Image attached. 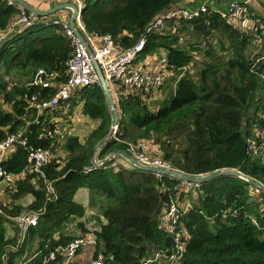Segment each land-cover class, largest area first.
<instances>
[{
  "label": "trees",
  "instance_id": "1",
  "mask_svg": "<svg viewBox=\"0 0 264 264\" xmlns=\"http://www.w3.org/2000/svg\"><path fill=\"white\" fill-rule=\"evenodd\" d=\"M181 1L84 0L81 22L86 34L110 35L121 48L143 35L140 58L159 54L176 76L170 79L174 84L166 98L149 101L151 106L137 94L118 95L117 128L105 141L111 114L101 88L94 84L78 90L73 101L82 102L83 114L99 124L84 142L69 136L64 157L52 158L43 177L29 168L27 147L50 149L56 144L55 133L39 138L45 128L54 132L50 120L56 114L46 109L47 114L38 115L30 98L37 95L46 101L55 93L40 87L38 78L54 75L58 84L65 79L66 62L74 52L72 37L60 25L39 21L8 33L0 44V142L21 129L26 141L0 163L13 175L26 169L23 178L5 188L10 201L0 200V264H16L21 256L16 236L6 237V225L11 227L10 218L25 209L38 214L37 225L22 235L28 236L26 243L34 237L40 240L30 264H41L47 252L69 243L75 234L83 235L88 229L84 222L68 229L72 221L85 219V207L74 200L80 188L88 190V209H96L105 220L95 232L96 245L86 249L93 260L101 256L104 264H144L149 258L145 264H169L180 242L178 264H264V193L247 181L220 175L199 183L192 198V189H181L180 180L140 170L119 155L93 166L100 142L104 146L98 156L103 158L117 149L127 151L129 142L144 140L158 147L156 157L171 168L195 175L237 169L264 185V152L253 159L246 153L247 139L264 127V12L252 17L249 8L259 26L256 31H242L213 5L198 16L167 19L161 28L146 33L149 23L180 7ZM19 12L0 0L1 32ZM214 45L225 53L216 54ZM185 66L188 69L177 77ZM14 75L21 81L9 84ZM23 116L36 122L26 125ZM46 180L52 196L45 192ZM27 196L32 201L23 206L19 201ZM184 200L187 207L180 206ZM171 201L180 209L173 231L160 221ZM182 230L187 237L177 238ZM157 253L161 258H155Z\"/></svg>",
  "mask_w": 264,
  "mask_h": 264
},
{
  "label": "built area",
  "instance_id": "2",
  "mask_svg": "<svg viewBox=\"0 0 264 264\" xmlns=\"http://www.w3.org/2000/svg\"><path fill=\"white\" fill-rule=\"evenodd\" d=\"M8 5L17 4L13 0H4ZM47 2L51 0H41V2ZM259 0H242L237 2H231L228 10L221 12L222 17L228 19L234 24L247 27L256 31L259 26H256V21L252 19L249 14V8H252V4H256ZM62 2H71L76 5L77 9H82L84 0H62ZM59 2V3H62ZM216 0H203L201 5L190 10L185 7H176L170 9L163 15L157 16L146 27V33H150L161 28L164 25L165 20L180 18V17H193L198 16L199 13L207 11L214 5ZM50 4V3H49ZM18 7V6H17ZM69 11V9H66ZM19 15L11 22L8 29L5 32L0 31V44L6 38L8 33L18 32L20 29H24L32 26L33 24L44 20L43 17H37L19 8ZM68 20H64L61 16H55L51 23L62 26L66 33L72 37L74 45V52L66 62L65 79L59 84L55 81L54 75L50 78L43 79L38 78L36 82L42 88L55 89L53 96L46 101L39 100L37 95H32L30 100V106L37 110L38 115L46 114L43 112L46 109L52 110V114H56V118L63 117L70 108L71 101L75 98V94L83 87L97 84L99 86V80L94 70L92 60H94L101 69L106 83L113 94V97L118 98L116 94V87L121 88L120 94L126 96L127 94H137L143 100L160 101L162 100L163 86L166 84L168 78L176 76L172 70L165 67L166 60L163 56L156 60L153 68H146V62L140 58V54L144 48L145 38L141 35L138 40L130 47L121 48L118 47L113 38L110 35H103L96 37L90 34H86L81 21H77V27L84 32V38L92 50V58H90L82 45L75 40L74 36L70 33L68 26ZM240 23V24H239ZM261 30L264 32V26L260 25ZM83 35V34H82ZM188 69L187 66L179 69L180 73L177 77H180ZM169 78V79H170ZM53 118V117H52ZM25 121L26 125L31 122H36V119L30 120L25 116L21 118ZM117 126L112 127V136H114ZM24 129L15 134H8L4 140L0 142V163L8 158L11 152H13L16 145L25 146V139L23 137ZM54 132L50 128H45L39 133V138H45L51 136ZM127 153L134 156L142 164L155 165L169 167L168 164L161 161L160 158L152 156L148 153L147 142L144 140H137L127 143ZM264 152V127L258 129L253 136L247 139L246 153L249 157H255L257 154H263ZM28 164L32 172L40 177H43V168L51 162L52 158L60 159L62 157L54 155L51 149H43L38 147H27ZM64 157V156H63ZM113 159V158H112ZM97 160H101L98 158ZM94 160L93 166H98L99 163ZM111 160V159H110ZM26 170V169H25ZM25 170L18 175H13L3 171L0 167V193H5V188H11L14 186L16 180L19 177L25 176ZM46 179V178H45ZM32 183H36L35 179H32ZM198 186L197 183H189L181 181V189L189 191ZM45 192L48 196L53 195V189L51 182L45 181ZM195 194V191H194ZM188 206V205H187ZM178 205L171 201L168 207L165 208V216H160L161 224L163 223L168 230L174 227L178 218ZM11 226L19 227L21 229L20 235L22 236L29 226H36L38 223V214L32 212L29 209L23 210L19 216L10 218ZM88 229L82 235V233L75 234L73 240L67 244L57 246L56 248L47 252L41 260V264H76V257L87 252V246L94 247L97 243L95 232L98 230V226L94 225V221L84 224ZM17 232V231H16ZM178 238V237H177ZM177 241V240H176ZM178 242V241H177ZM177 252L174 253L169 259L172 260L169 264H178L181 257L182 243L176 244ZM179 246V247H178ZM89 247V248H90ZM159 254V253H158ZM177 254V255H175ZM151 259H143V263L150 262ZM89 262V261H88ZM91 264H104L101 256L96 260H91Z\"/></svg>",
  "mask_w": 264,
  "mask_h": 264
},
{
  "label": "crops",
  "instance_id": "3",
  "mask_svg": "<svg viewBox=\"0 0 264 264\" xmlns=\"http://www.w3.org/2000/svg\"><path fill=\"white\" fill-rule=\"evenodd\" d=\"M26 2H28L30 5H32L33 7L40 9V10H48L51 7L60 4L59 2H62V0H51L48 1V4L50 5V7L47 9V2H41V0H24ZM237 1H242V0H219V2H217L215 5L217 6L218 10L221 12H224L226 10H228L229 5L231 2H237ZM63 3V2H62ZM259 3H263V0H259L255 5L259 4ZM201 5V1L199 0H182L181 3H179L180 7H185L188 8L190 10H194L196 8H198ZM70 12L68 10H60L58 13L55 14V16H61L64 20H68ZM250 24V23H249ZM15 33V32H13ZM160 55L159 54H149L146 57L142 58L144 59V61L146 62V68L151 69L154 67L155 62L157 59H159ZM170 78V77H169ZM168 78L167 82H166V87H167V83L169 82L170 84H172L169 88H165V91H163L164 97H162V100L164 98H166V95H168L167 92L171 91V88H173V84L172 82H170V79ZM169 85V84H168ZM122 89L116 87V94L117 96L120 95ZM116 100V98H115ZM73 100L71 101V105L69 110H72L71 112V117L69 119L66 120H61L60 118H56L53 117L51 118L53 121V125H54V133L56 134V143H60L61 139H62V144L66 141V139L68 138V136H76L78 138L79 141L84 142L85 139L88 137V135L90 134V132H92L95 128H97L99 121L95 120V119H91L89 117H87L86 115L83 114L82 112V102H77L75 104H73ZM79 110L81 111L82 114L78 115ZM47 114V113H46ZM82 115V124L79 125L77 127L76 130H74L73 128V124L74 121L77 120V118H79ZM67 127H70L69 129H67ZM67 131V134L65 135V137H63L61 135V132ZM61 137V138H60ZM56 144V145H57ZM54 145L50 148L52 153L54 155L63 157L65 155L64 150H63V145H61V153L62 154H58V152H56V150L60 147V145ZM147 146H148V153L151 154L152 156H158L159 152H158V148L151 144L150 142H147ZM54 147V148H53ZM153 153V154H152ZM0 187H3V185L1 184ZM88 194V190L85 188H80L77 190V192L75 193L74 196V200L85 206V209L87 210V212L91 213L92 211L88 209V201L89 199L86 198ZM0 197L2 198H8L7 195H5L4 193H0ZM9 199V198H8ZM10 201V199H9ZM18 200H16L17 202ZM32 201V197L31 196H27L25 197L23 200L19 201L23 206H27L30 202ZM188 201L184 200L180 206L182 207H187ZM94 215V219L92 221H94V225L98 226V224H100L99 221V216ZM86 218V217H85ZM84 219V218H83ZM91 221V222H92ZM105 223V220H104ZM10 229H12V231H10ZM29 229V228H28ZM17 231V232H16ZM20 231L21 229L19 227H15V228H11L9 225H6V237L7 238H13L16 236L17 240H16V245L18 246V248H20L22 251L21 256L17 258L16 264H30L31 260L37 255V251L39 249L40 246V240L37 237H34V239L30 240L31 242H27L26 240L28 239V236H26V234L22 237L20 235ZM81 257V255H78L76 257V261ZM83 263V262H81ZM77 264H80V262H77Z\"/></svg>",
  "mask_w": 264,
  "mask_h": 264
},
{
  "label": "water",
  "instance_id": "4",
  "mask_svg": "<svg viewBox=\"0 0 264 264\" xmlns=\"http://www.w3.org/2000/svg\"><path fill=\"white\" fill-rule=\"evenodd\" d=\"M13 1L19 5V8H22L25 11L31 14H34L37 17L45 18L44 20H41V21H46V22H50L54 18L55 14L58 13L60 10L69 9L70 14L68 17V22H67L68 29L70 33L74 36L75 40L78 41L82 45L86 54L90 58H92V50L89 47L88 43L86 42L84 36L81 34L80 30L77 27V21H81V10L82 9L78 10L76 5L71 2H63V3L57 4L51 7L48 10H40V9L33 7L32 5H30L28 2L24 0H13ZM92 64H93L94 70L99 80V87L101 88L103 92L105 102L111 114L110 127L111 128L115 127L117 126V122H118V109H117L116 103L114 101L113 95L108 87V84L106 83L104 75L101 69L99 68L98 64L94 60H92ZM103 144L104 142H100L97 145V149H100V147H102ZM116 155H119L120 157L125 159V161H127L130 165L140 170L149 171L159 176H166L168 178L178 179L183 182L199 184L202 182L209 181L220 175L230 174V175L239 177L247 181L249 184L255 186L257 189L261 190L264 193V185L260 181L252 178L251 176L245 173L240 172L237 169L219 168L209 173L195 175V174L186 173V172L174 169V168L142 164L139 162L137 158H135L134 156L130 155L129 153H127L125 150H122V149L114 150L108 156H106L105 158H102L101 160H97V156L95 155V160H97L99 163H105Z\"/></svg>",
  "mask_w": 264,
  "mask_h": 264
},
{
  "label": "rangeland",
  "instance_id": "5",
  "mask_svg": "<svg viewBox=\"0 0 264 264\" xmlns=\"http://www.w3.org/2000/svg\"><path fill=\"white\" fill-rule=\"evenodd\" d=\"M264 1V0H263ZM217 3V0H216V2L214 3V5ZM50 7V5L47 3V9ZM251 12V14H252V17H253V15H256L257 13H259V14H261V13H263L264 12V4L263 3H259V4H257V5H254V4H252V10L250 11ZM55 17V16H54ZM240 24V23H239ZM235 25H237V24H235ZM249 26H250V24H248L247 25V27H242L241 25H239L238 26V28L239 29H241L242 31H245V30H248V28H249ZM215 46V53L216 54H218V55H221V54H224L225 52H223L222 51V49L221 48H219V45H214ZM196 58H199V60H201L202 59V55H200V54H195L194 55ZM192 70V67L190 68V71ZM192 72H194V71H192ZM191 72V73H192ZM17 76H15L14 75V77H11V79H8V81H9V84H15V83H19L20 81H21V79L19 78V79H17L16 78ZM10 80L12 81V82H10ZM169 83V82H168ZM168 83H167V85H168ZM162 97H164V94H162ZM116 102V101H115ZM75 103H77V101H74L73 102V104H75ZM148 108H151V107H148ZM6 109L7 110H9V106H6ZM73 110V109H72ZM72 110H68L67 111V113L63 116V117H61L60 118V121L61 120H66V119H69L70 117H71V112H72ZM80 114H82L81 113V111L79 110V113H78V115H80ZM82 122H83V120H82V115L79 117V118H77V120H75L74 121V124H73V128H74V130H76L77 129V127L79 126V125H81L82 124ZM70 127H67V129H69ZM67 134V131H64V132H61V135L63 136V137H65V135ZM71 136V135H70ZM69 137V136H68ZM112 137V130L109 128V131H108V133H107V136L105 137V139H103V141H105V140H109L110 138ZM61 138V137H60ZM63 139V138H62ZM62 139H61V141H62ZM67 140V139H66ZM60 141V143H56L57 145H60V147L56 150V152H58V154H62L61 153V145H63V150H64V143L66 142H64L63 144H62V142ZM55 144V145H56ZM56 145V146H57ZM98 145V144H97ZM97 145H96V156H98L99 154V152H100V150L102 149V147L104 146V145H102V147H100V149H97ZM156 146V145H155ZM157 147V146H156ZM158 148V147H157ZM64 153H65V150H64ZM153 154V153H152ZM253 158H255V157H250V159H253ZM102 164H104V163H101V164H99L98 166H102ZM113 165V164H112ZM184 191H186L187 192V190H184ZM188 192H190V190L188 191ZM191 194H192V196L190 195V197H194L195 196V194H194V191L192 190L191 191ZM194 195V196H193ZM187 197V195H185L184 197H182V198H186ZM86 198L88 199V194H87V196H86ZM0 200L2 201V202H4V203H7V202H9V199L8 198H0ZM85 207V206H84ZM92 215H97V216H99V214H98V211L96 210V209H92V212L91 213H89V212H87V210H86V212H85V214H84V216L83 217H86L85 219H76V220H74V221H72V224L71 225H69L68 226V229H70V230H72V229H76L75 228V224L76 223H78V222H84V224H86L87 222H89V220H90V217L92 216ZM97 216H96V218H97ZM99 221H100V224L101 223H104V219L101 217V216H99ZM100 224H98V227H99V225ZM166 226H167V224H166ZM165 226V227H166ZM174 230V227L173 228H170V231H173ZM10 231H12V229H10ZM184 232H185V230H182L181 231V233H176V236L178 237V238H180L181 236L182 237H187V235H184ZM178 244H180V242L178 243ZM179 247V246H178ZM162 256H163V259L165 258V255L164 254H162ZM155 258H161V255L160 254H155ZM91 260H92V255L91 254H89V253H83V256H82V258L80 257L78 260H77V262H84V263H91ZM89 261V262H88Z\"/></svg>",
  "mask_w": 264,
  "mask_h": 264
},
{
  "label": "clouds",
  "instance_id": "6",
  "mask_svg": "<svg viewBox=\"0 0 264 264\" xmlns=\"http://www.w3.org/2000/svg\"><path fill=\"white\" fill-rule=\"evenodd\" d=\"M16 3V2H15ZM202 3V2H201ZM15 6V5H14ZM18 6V7H17ZM17 8L19 9V5L17 4ZM69 12H70V10H69ZM113 95V94H112ZM114 98V97H113ZM114 101H116L115 103L117 104V100H115V98H114ZM160 101H162V100H160ZM149 106H151V105H149ZM51 122H53L52 121V119L50 120ZM110 129L112 130V128L110 127ZM108 156V155H107ZM106 156H104L103 158H105ZM99 158V156H97V159ZM100 159H102V158H100ZM94 160H95V156H94ZM0 198H2V197H0ZM29 227H31V226H29ZM28 227V228H29ZM11 228H14L13 226H11Z\"/></svg>",
  "mask_w": 264,
  "mask_h": 264
}]
</instances>
